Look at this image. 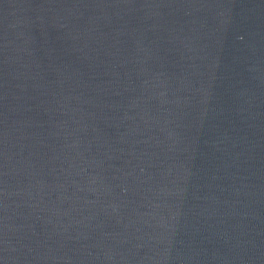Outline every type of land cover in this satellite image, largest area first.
Returning a JSON list of instances; mask_svg holds the SVG:
<instances>
[{"label":"water","instance_id":"obj_1","mask_svg":"<svg viewBox=\"0 0 264 264\" xmlns=\"http://www.w3.org/2000/svg\"><path fill=\"white\" fill-rule=\"evenodd\" d=\"M0 264H264V0H0Z\"/></svg>","mask_w":264,"mask_h":264}]
</instances>
